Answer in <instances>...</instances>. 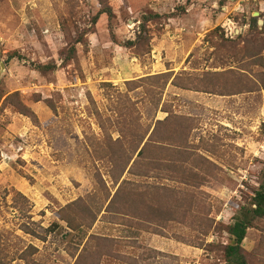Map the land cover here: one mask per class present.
Wrapping results in <instances>:
<instances>
[{
  "label": "rangeland",
  "instance_id": "1",
  "mask_svg": "<svg viewBox=\"0 0 264 264\" xmlns=\"http://www.w3.org/2000/svg\"><path fill=\"white\" fill-rule=\"evenodd\" d=\"M263 25L264 0H0V264H222L264 178ZM168 113L133 172L159 155L170 174L131 176ZM124 180L164 187L161 221L105 212ZM74 202L87 223L101 208L82 232L58 220ZM242 248L264 264V219Z\"/></svg>",
  "mask_w": 264,
  "mask_h": 264
},
{
  "label": "trees",
  "instance_id": "2",
  "mask_svg": "<svg viewBox=\"0 0 264 264\" xmlns=\"http://www.w3.org/2000/svg\"><path fill=\"white\" fill-rule=\"evenodd\" d=\"M99 14H105L108 17H111V9L106 8L99 12ZM98 14V15H99ZM97 19V17H96ZM257 25V24H256ZM262 31H264V25L262 28ZM73 58V51L70 53L68 57L65 58V61L63 62H68ZM55 67L52 66H37L36 70L39 72H46V71H52ZM172 76V72L165 73V74H160L154 77H151L150 79L155 81L156 83H161V90L163 92L164 88L166 87L169 79ZM184 77V78H181ZM190 77L191 75L185 74V73H180L176 76L173 77L170 86L175 87V88H180V89H188V84H190ZM155 85V83H153ZM160 92V94H162ZM165 110V109H164ZM166 112V111H165ZM172 120V116L168 113V116L163 120V121H156V123L153 125V129L148 135V138L146 142L144 143L143 147L139 151L137 157L138 161L133 163V167L129 170V174L131 176H139L138 174H145L142 176H147L149 172H160V173H169V168L172 167V160L168 162V166L165 163L163 165L159 160L161 159V156L155 155L154 158H150L144 163L141 164V171H139L138 174H134L133 170L136 169L134 168V165H138V162L140 159L144 157V153L148 149H154L158 150L161 142L159 141V130L160 127L163 125L170 123ZM152 126V125H149ZM149 129H146L144 133V138L147 136ZM165 141L172 142V137L171 134L166 135ZM172 144H168L167 149H170ZM136 165V166H137ZM135 166V167H136ZM170 171L173 173L172 169L170 168ZM170 174V173H169ZM140 187L138 183L135 181H130V180H124L121 182L119 185L118 189L116 190L115 194L111 198L109 204L105 208V212L109 213L110 209L112 207H115L114 210L116 213L122 214L121 212H129L132 215L135 216H141V208L142 206L147 203V208L150 211L152 217L156 219V221H161L162 216L165 215V212H162V208L166 206L169 203L170 199H166L163 196L159 195L160 191H165L164 187H155L151 186L149 189H154L153 191H150L149 189L141 192V190L138 188ZM137 197L139 199V208L137 205L134 207V209H127L126 210V205H127V199L130 197ZM78 202H74L63 209L60 210V213L58 214L59 222H63L66 224L67 228L70 229L71 231L75 230H80L82 232L84 227L89 228V224L93 223L96 220L97 214L101 212L100 209H90L85 207V213L90 216L91 221L90 223H87L86 219H84V216L80 214L78 216L76 213H73V217L70 218V215L68 214V211H72L73 207L76 206ZM116 203H119L121 205L119 206H114ZM96 212V213H95ZM122 215H128V214H122ZM147 215V214H146ZM76 219L81 220V223L75 224ZM259 219H264V178L262 181V184L259 186L258 189L254 191L253 197L250 201V204L248 206L242 207L240 211H238V215L234 219V223L232 225H229L228 227L225 228L227 234L230 236L227 245L223 248L222 254H221V260L222 264H250V259L247 257L245 254L243 248H242V243L245 240L247 230L251 228L253 225V222L255 220ZM60 228V224L58 222H54L51 224V226L47 229V232L52 234L55 233ZM90 240L94 241L97 240V237L90 236ZM88 239V240H89ZM86 241V243L88 242ZM85 243V244H86ZM86 245H84V248ZM85 251L86 253V250ZM94 264V263H93Z\"/></svg>",
  "mask_w": 264,
  "mask_h": 264
},
{
  "label": "water",
  "instance_id": "3",
  "mask_svg": "<svg viewBox=\"0 0 264 264\" xmlns=\"http://www.w3.org/2000/svg\"><path fill=\"white\" fill-rule=\"evenodd\" d=\"M261 24H262V22H261V21H259V22H258V25H261Z\"/></svg>",
  "mask_w": 264,
  "mask_h": 264
}]
</instances>
